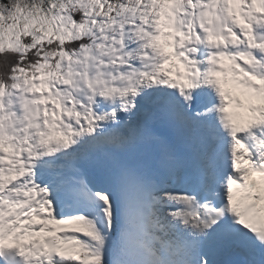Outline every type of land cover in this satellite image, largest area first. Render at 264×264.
<instances>
[{
	"label": "snow or ice",
	"instance_id": "obj_1",
	"mask_svg": "<svg viewBox=\"0 0 264 264\" xmlns=\"http://www.w3.org/2000/svg\"><path fill=\"white\" fill-rule=\"evenodd\" d=\"M0 264H264V0H0Z\"/></svg>",
	"mask_w": 264,
	"mask_h": 264
}]
</instances>
